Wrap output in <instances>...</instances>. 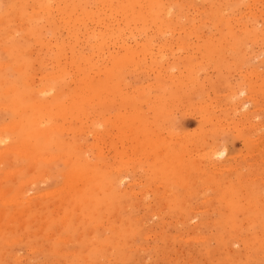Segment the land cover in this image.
Returning <instances> with one entry per match:
<instances>
[{
  "label": "rangeland",
  "instance_id": "1",
  "mask_svg": "<svg viewBox=\"0 0 264 264\" xmlns=\"http://www.w3.org/2000/svg\"><path fill=\"white\" fill-rule=\"evenodd\" d=\"M120 1L0 0V264H264V0Z\"/></svg>",
  "mask_w": 264,
  "mask_h": 264
},
{
  "label": "bare ground",
  "instance_id": "2",
  "mask_svg": "<svg viewBox=\"0 0 264 264\" xmlns=\"http://www.w3.org/2000/svg\"><path fill=\"white\" fill-rule=\"evenodd\" d=\"M110 1H111V0H110ZM115 1H116V0H115ZM119 1H120V0H119ZM122 1H125V0H122ZM134 1H135V0H134ZM144 1H145V0H144ZM171 1H172V0H171ZM181 1H182V0H181ZM221 1H222V0H221ZM258 1H259V0H258ZM258 1H257V2H258ZM261 1H262V0H261ZM167 2H168V0H167ZM212 2H213V0H212ZM230 2H231V1H230ZM116 3H117V2H116ZM123 3H124V2H123ZM131 3H132V2H131ZM141 3H142V2H141ZM170 3H171V2H170ZM209 3H210V1H209ZM209 3H208V4H209ZM214 3H215V2H214ZM223 3H224V1H223ZM227 3H229V2H227ZM86 4H87V3H86ZM114 4H115V3H114ZM114 4H113V5H114ZM120 4H121V1H120ZM135 4H136V3H135ZM142 4H143V3H142ZM263 4H264V3H263ZM25 5H26V4H25ZM136 5H137V4H136ZM171 5H172V3H171ZM32 6H33V5H32ZM101 6H102V5H101ZM110 6L112 7L111 4L109 5V7H110ZM133 6H134V4H133ZM167 6H168V5H167ZM167 6H166V10H167ZM172 6H173V5H172ZM224 6H226V5H223V7H224ZM111 7H110V8H111ZM138 7H139V6H138ZM148 7H149V6H148ZM152 7H154V6H152ZM212 7H213V5H212ZM43 8H44V7H43ZM112 8H113V7H112ZM118 8H119V5H118ZM123 8H126V7L123 6ZM123 8H122V9H123ZM139 8H140V7H139ZM142 8H143V7L141 6V9H142ZM226 8H227V7H226ZM44 9H45V8H44ZM171 9H172V8H171ZM205 9H206V8H205ZM205 9H204V10H205ZM210 9H211V8H210ZM210 9H209V10H210ZM217 9H218V8H217ZM224 9H225V8H224ZM229 9H230V8H229ZM33 10H34V8H33ZM36 10H37V9H36ZM168 10H169V9H168ZM172 10H173V9H172ZM172 10H171V11H172ZM211 10H212V9H211ZM38 11H39V10H38ZM82 11H83V10H82ZM95 11H96V10H95ZM118 11H119V9H118ZM128 11H129V9H128ZM144 11H145V10L143 9V12H144ZM218 11H219V10H218ZM104 12H105V11H104ZM119 12H120V11H119ZM124 12H125V11H124ZM124 12H123V13H124ZM167 12H168V11L165 12L166 15H167ZM215 12H216V10H215ZM215 12H214V14H215ZM226 12H227V11H226ZM260 12H261V11H260ZM38 13H39V12H38ZM123 13H121V14H123ZM161 13H162V12H161ZM161 13H160V15H161ZM169 13H170V12H169ZM169 13H168V14H169ZM205 13H206V12H205ZM216 13H217V12H216ZM221 13H222V12H221ZM18 14H19V13H18ZM102 14H103V13H102ZM132 14H134V12H132ZM132 14H131V17H132ZM165 14H163V15H165ZM178 14H180V13H178ZM209 14H210V13H209ZM260 14H261V13H260ZM16 15H17V14H16ZM32 15H33V14H32ZM72 15H73V14H72ZM148 15H149V14H148ZM148 15L146 14V16H148ZM160 15H159V16H160ZM227 15H228V14H227ZM67 16H68V15H67ZM117 16H118V15H117ZM152 16H155V15L153 14ZM180 16H181V15H180ZM184 16H185V15H184ZM199 16H200V15H199ZM14 17H15V16H14ZM71 17L73 18V16H69L70 19H69L68 17H67V18H68L69 20H71ZM87 17H88V16H87ZM139 17H140V15H139ZM167 17H168V16H167ZM181 17H183V16H181ZM32 18H33V17H32ZM36 18H37V17H36ZM94 18H95V17H94ZM119 18H120V17H119ZM129 18H130V17H129ZM134 18H135V17H134ZM158 18H161V17H158ZM222 18H223V17H222ZM222 18H221V19H222ZM225 18H226V17H225ZM225 18H224V19H225ZM230 18H231V17H230ZM14 19H16V18H14ZM77 19H78V17H77ZM106 19H107V18H106ZM138 19H139V18H138ZM150 19H151V18H150ZM155 19H156V18H155ZM162 19H163V18H162ZM164 19L166 20L165 17H164ZM169 19H170V18H169ZM183 19H184V18H183ZM183 19H181V21H180V20H179V21L182 22ZM221 19H220V20H221ZM224 19H223V20H224ZM42 20H43V19H42ZM104 20H105V19H104ZM123 20H124V18H123ZM127 20H128V19H127ZM147 20H149V19H147ZM165 20H160V21H165ZM172 20H173V19H172ZM186 20H187V19H186ZM190 20H191V19H190ZM225 20H226V19H225ZM227 20H228V19H227ZM18 21H19V20H18ZM71 21H72V20H71ZM109 21H110V20H109ZM135 21L139 22V20H135ZM156 21H157V20H156ZM156 21H155V23H156ZM179 21H178V22H179ZM201 21H202V19H201ZM221 21H222V20H221ZM62 22H63V21H62ZM65 22H66V21H65ZM76 22H77V20H76ZM103 22H104V21H103ZM110 22H111V21H110ZM157 22H158V21H157ZM175 22H176V21H175ZM180 22H179V23H180ZM183 22H184V21H183ZM183 22H182V23H183ZM187 22H189V21H187ZM187 22H186V23H187ZM244 22H245V21H244ZM32 23H33V22H32ZM69 23H70V21H69ZM74 23H75V21H74ZM147 23H148V22H147ZM152 23L154 24V22H152ZM152 23H151V24H152ZM182 23H180V24H182ZM242 23H243V22H242ZM2 24H3V23H2ZM25 24H28V23H25ZM62 24H63V23H62ZM100 24H101V23H100ZM111 24H112V23H111ZM119 24H120V22H119ZM134 24H135V23H134ZM169 24H170V26H171L172 23L170 22ZM199 24H200V22H199ZM42 25H43V24H42ZM72 25H73V23H72ZM112 25H113V24H112ZM159 25H160V24H159ZM173 25H174V24H172V26H173ZM21 26H22V25H21ZM81 26H82V25H81ZM133 26H134V25H133ZM168 26H169V25H168ZM172 26H171V29H173V28L175 27V25L173 26V28H172ZM194 26H195V25H194ZM243 26H244V25H243ZM17 27H18V26H17ZM26 27H27V26H25L24 28H26ZM131 27H132V26H131ZM134 27H135V26H134ZM230 27H231V26H230ZM233 27H234V25H233ZM53 28H54V27H53ZM73 28H74V27H73ZM157 28H159V29L161 30V28H160L159 26H157ZM162 28H164V27H162ZM180 28L182 29V27H179V29H180ZM227 28H228V27H227ZM21 29H22V28H21ZM79 29H80V28H79ZM133 29H135V28H133ZM154 29H155V28H154ZM167 29H168V27H167ZM167 29H166V33H167V31H170V30H167ZM191 29H193V28H191ZM225 29H226V27H225ZM225 29H223V30H225ZM231 29H232V28H231ZM22 30H23V29H22ZM136 30L138 31L139 29H136ZM160 30H159L158 32H160ZM163 30H165V29H163ZM163 30H162V31H163ZM226 30H227V29H226ZM228 30H229V29H228ZM228 30H227V31H228ZM238 30H240V29H238ZM244 30H245V29H244ZM44 31H45V30H44ZM72 31H73V29H72ZM72 31H71V32H72ZM88 31H89V30H88ZM144 31H145V30H144ZM154 31H155V30H154ZM221 31H222V30H221ZM229 31H232V30H229ZM50 32H51V30H50ZM134 32L136 33V31H134ZM141 32H142V31H141ZM141 32H140V33H141ZM145 32H146V31H145ZM145 32H144V33H145ZM11 33H12V32H11ZM11 33H9V34H11ZM41 33H42V32H41ZM87 33H88V32H87ZM104 33H105V32H104ZM120 33H122V32H120ZM123 33H126V32H123ZM144 33H143V34H144ZM166 33H165V34H166ZM197 33H198V32H197ZM222 33H224V32H222ZM227 33H228V32H227ZM231 33H232V32H231ZM237 33H238V31H237ZM248 33L250 34V32H248ZM258 33H259V31H258ZM7 34H8V33H7ZM31 34H32V33H31ZM48 34H49V33H48ZM127 34H128V33H127ZM137 34H138V33H137ZM156 34H158V33L156 32ZM228 34H230V33H228ZM232 34H234V30H233V33H232ZM241 34H242V33H241ZM244 34H245V33H244ZM159 35H160V34H159ZM238 35L240 36V34H238ZM247 35H248V34H247ZM253 35H254V33H253ZM259 35H260V34H259ZM84 36H85V35H84ZM98 36H99V35H98ZM98 36H97V37H98ZM235 36H236V34H234L233 37L235 38ZM244 36H245V35H244ZM251 36H252V35H251ZM257 36H258V35H257ZM48 37H49V36H48ZM90 37H92V35L89 36V38H90ZM117 37H118V36H117ZM126 37H127V36H126ZM129 37H130V36H129ZM241 37H242V39H243V36H241ZM39 38H40V37H39ZM87 38H88V37H87ZM48 39H49V38H48ZM48 39H47V40H48ZM90 39H91V38H90ZM98 39H99V38H98ZM235 39H236V38H235ZM240 39H241V38H240ZM34 40H35V39H34ZM39 40H41V38H40ZM105 40H107V39H105ZM243 40H244V39H243ZM36 41H37V40H36ZM41 41H42V40H41ZM41 41H40L39 43H41ZM45 41H46V40H45ZM55 41H56V40H55ZM91 41H92V39H91ZM72 42H73V41H72ZM83 42H84V41H83ZM87 42H88V41H87ZM37 43H38V41H37ZM43 43H44V42H43ZM45 43L47 44V42H45ZM45 43H44V44H45ZM59 43H60V42H59ZM67 43H70V42H67ZM51 44H52V42H51ZM94 44H96V43H94ZM100 44H101L102 46L105 45V43H104V45H103L102 43H100ZM71 45H73V48H75V47H74L75 44H71ZM90 45H91V44H90ZM97 45H99V43H97ZM97 45H95V46H97ZM101 45H100V46H101ZM126 45H127V44H126ZM63 46H64V45H63ZM63 46H62V47H63ZM118 46H119V45H118ZM62 47H61V48H62ZM124 47H128V46H124ZM59 49H60V48H59ZM101 49H102V48H101ZM211 49H212V48H211ZM30 50H31V49H30ZM129 50H130V49H129ZM2 51H3V50H2ZM101 51H103V50H101ZM150 51H151V50H150ZM20 52H22V51H20ZM125 52H126V51H125ZM207 52H208V51H207ZM31 53H32V52H31ZM77 53H78V52H77ZM29 54H30V53H29ZM66 54H67V53H66ZM79 54L84 55V54H82V53H80V52H79ZM92 54H93V55H94V54L96 55V52H95V53H92ZM92 54H91V55H92ZM98 54H99V53H98ZM131 54H132V53H130V55H131ZM74 55H75V54H74ZM81 55H80V56H81ZM85 55H87V53H86ZM130 55H129V56H130ZM65 56H66V55H65ZM71 56H72V55H71ZM75 56H76V55H75ZM77 56H78V55H77ZM97 56H98V55H97ZM112 56H113V55H112ZM133 56H134V55H133ZM30 57H31V56H30ZM35 57H37V56H35ZM35 57H34V58H35ZM78 57H79V56H78ZM82 57H83V56H82ZM90 57H91V56H90ZM104 57H105V56H104ZM130 57H132V56H130ZM31 58H33V57H31ZM42 58H43V57H42ZM70 58H71V57H70ZM79 58L81 59V57H79ZM91 58H92V57H91ZM91 58H90V59H91ZM93 58H94V57H93ZM75 59H78V58H75ZM80 59H79V60H80ZM69 60H70V59H69ZM85 60H86V59H85ZM42 61H43V59H42ZM55 61H56V60H55ZM71 61H72V60H71ZM87 61H88V60H87ZM95 61L98 63V61L96 60V58H95ZM103 61H104V60H103ZM35 62H36V61H35ZM59 62H60V60H59ZM63 62H64V60H63ZM63 62H62V63H63ZM67 62H68V61H67ZM78 62H79V61H78ZM80 62H81V61H80ZM84 62H85V61L83 60V61H82V64H83ZM99 62H100V59H99ZM42 63H43V62H42ZM69 63H71V62H68V64H69ZM73 63H74V62H73ZM88 63H89V62H88ZM88 63H86V64H87V66H88V68H89V67H91V66L88 65ZM77 64H78V63H77ZM80 64H81V63H80ZM89 64H90V63H89ZM94 64H95V63H94ZM102 64H103V63H102ZM109 64H110V63H109ZM39 65H41V64H39ZM62 65H63V64H62ZM83 65H84V64H83ZM98 65H99V64H98ZM110 65H111V64H110ZM119 65H121V64H119ZM43 66H45L44 63H43ZM49 66H50V65H49ZM68 66H69V65H68ZM68 66H67V67H68ZM70 66H71V65H70ZM73 66L76 67V65H73ZM34 67H35V66H34ZM51 67H52V66H51ZM71 67H72V66H71ZM75 67H74V68H75ZM77 67H78V66H77ZM119 67H121V66H119ZM119 67H118V69H120ZM69 68H70V67H69ZM86 68H87V67H86ZM86 68H85V69H86ZM33 69H34V68H33ZM38 69H39V68H38ZM38 69H37V70H38ZM66 69H67V68H66ZM83 69H84V68H83ZM114 69H115V68H114ZM116 69H117V67H116ZM122 69H123V68H122ZM133 69H134V68H133ZM35 70H36V69H35ZM63 70H65V69H63ZM67 70H68V69H67ZM71 70H72V69H71ZM75 70L78 71V68H75ZM88 70H90V69H88ZM88 70H87V71H88ZM54 71H56V70H54ZM54 71H53V72H54ZM65 71H66V70H65ZM68 71H69V70H68ZM105 71H106V70H105ZM127 71H128V70H127ZM35 72H36V71H34V73H35ZM38 72H39V71H38ZM49 72H50V71H48L47 73L50 75L51 72H50V73H49ZM62 72H63V71H62ZM72 72H73V71H72ZM80 72H81V71H80ZM97 72H98V71H97ZM97 72H96V73H93V74H94V75H98V73L100 74V72H98V73H97ZM42 73H43V72H42ZM42 73H41V75H43ZM56 73H57V72H56ZM56 73H55V74H56ZM60 73H61V71L59 72V75H60ZM64 73L67 74V77H68V75L71 76V75L74 74V73L72 74V73H69V72L67 73V71L64 72ZM64 73H63V74H64ZM91 73H92V72H91ZM101 73H102V71H101ZM53 74H54V73H52L51 76H52ZM76 74H77V73H76ZM102 74L104 75V73H102ZM102 74H101V75H102ZM45 75H46V74H45ZM49 75H46V76L48 77ZM59 75H58V77H59ZM61 75H62V73H61ZM77 75H78V77H79V73H78ZM94 75H93V76H94ZM55 76H57V75H54V77H55ZM62 76H63V75H62ZM80 76H82V75H80ZM58 77H57V78L55 77L56 80L53 79V81H54L53 84H55V81H57ZM63 77H64V76H63ZM75 77H76V75H75ZM75 77H73V78H75ZM78 77H77V78H78ZM94 77H95V76H94ZM100 77H101V76H100ZM105 77H106V74H105ZM43 78H44V77H43ZM59 78H60V77H59ZM71 78H72V77H71ZM88 78H89V77H88ZM113 78H114V77H113ZM37 79H38V78H37ZM51 79H52V78H51ZM69 79H70V78H69ZM86 79H87V78H86ZM101 79H102V78H101ZM38 80H39V79H38ZM70 80H72V79H70ZM94 80H96V79H94ZM97 80H98V79H97ZM97 80H96V81H97ZM45 81H46V80H45ZM45 81H44V84H45V87L47 88V89H46V88H45V89L47 90L46 92L49 94V92H50V91L52 92V90L55 89V88H54V86H52L53 89H51V86L49 85V84H51V83H49L50 79L47 80L49 84H46ZM58 81H59V80H58ZM29 82H30V81H29ZM31 82H32V81H31ZM70 82H71V81H70ZM76 82L79 83L78 79H77ZM81 82H82V81H81ZM81 82H80V83H81ZM92 82H93V81H92ZM102 82H103V81H102ZM82 83H83V82H82ZM30 85H31V83H30ZM33 85H35V84H33ZM46 85H47V86H46ZM48 85H49V87H48ZM116 85L118 86V83H117ZM41 86L43 87V85H41ZM41 86H40V88H41ZM56 86H57V85H56ZM58 87H59V86H57V88H58ZM83 87H84V86H83ZM89 87H90V86H89ZM93 88H94V86H93ZM7 89H9V88H7ZM36 89H38V88H36ZM36 89H34V90L31 89V90H29V91H33V92H34ZM42 89H43V88H42ZM42 89H41L40 92L43 91ZM48 89H49V90L51 89V90L49 91ZM39 90H40V89H39ZM85 90H86V89H85ZM10 91H11V90H10ZM36 91H37V90H36ZM48 91H49V92H48ZM149 91H150V90H149ZM35 93H36V96H37V92H35ZM86 93H88V91H87ZM108 93H109V91H108ZM232 93H233V92H232ZM102 94H104V93L102 92ZM102 94L99 93L100 96H101ZM109 94H110V93H109ZM145 94H146V93H145ZM58 95H59V94H58ZM99 95H98V97H99ZM10 96H11V95H10ZM31 96L33 97V95H31ZM38 96H39V95H38ZM41 96H42V95H41ZM59 96H60V95H59ZM59 96H58V99H59ZM103 96H104V95H102V97H103ZM74 97H75V96H74ZM74 97H72V98H74ZM86 97H87V95H86ZM96 97H97V95H96ZM102 97H101V98H102ZM9 98H10V97H9ZM9 98H8V99H9ZM35 98H37V97H35ZM93 98H94V97H93ZM93 98H91V99H93ZM101 98H100V100H101ZM78 99H79V97H78ZM40 100H41V98H40ZM73 100H75V99H73ZM98 100H99V99H98ZM134 100H135V102H136V99H134ZM144 100H145V99H144ZM146 100H147V99H146ZM90 101H91V100H90ZM93 101H94V100H93ZM96 101H97V100H96ZM132 101H133V100H132ZM40 102H42V101H40ZM44 102H45V100H44ZM46 102H47V101H46ZM46 102H45V103H46ZM60 102H61V101H60ZM98 102L100 103V101H98ZM141 102H142V101H141ZM146 102H147V101H146ZM1 103L3 104V102H1ZM1 103H0V104H1ZM10 103H11V102H10ZM10 103H8V104H10ZM37 103H38V102H36V105H37ZM42 103H43V102H42ZM58 103H59V102H58ZM144 103H145V102H144ZM149 103H150V102H149ZM33 104H34V103H33ZM47 104H48V103H47ZM61 104H62V103H61ZM3 105H4V104H3ZM20 105H21V104H20ZM41 105H42V104H41ZM62 105H63V104H62ZM71 105H72V104H71ZM87 105H88V104H87ZM95 105H96V104H95ZM148 105H151V104H148ZM148 105L145 106L146 109L150 108ZM15 106H16V104H13V107H15ZM37 106H38V105H37ZM45 106H46V105H45ZM47 106H49V105H47ZM90 106H91V107H90V110H91L92 105L90 104ZM93 106H94V105H93ZM13 107H12V109H13ZM67 107H69V106H67ZM147 107H148V108H147ZM10 108H11V107H10ZM55 108H56V107H55ZM139 108H140V107H139ZM1 109H2V108H1ZM12 109H10V110H12ZM14 109H16V108H14ZM20 109H21V108H20ZM22 109L24 110L25 108L23 107ZM10 110H9V111H10ZM16 110L19 111L18 108H17ZM88 110H89V109H88ZM88 110H86V113H88V112H87ZM135 110H136V109H135ZM140 110H141V109H140ZM140 110H139V111H140ZM4 111H5V110H4ZM6 111H8V110H6ZM21 111H22V110H21ZM24 111H25V110H24ZM29 111H30V110H29ZM81 111H83V110H81ZM81 111H80V113H81ZM131 111H132V110H131ZM139 111H138V113H139ZM150 111H151V108H150ZM0 112H1V111H0ZM14 112H15V110H14ZM25 112H26V114H27V110H26ZM92 112H94V111H92ZM136 112H137V111H136ZM16 113H17V112H16ZM20 113H21V112H20ZM86 113L84 112V116H86V115H85ZM139 114H140V113H139ZM18 115H19V114H18ZM33 115H34V113H33ZM53 115H54V113H53ZM57 115H58V114H57ZM81 115H83V114H80V116H81ZM89 115H90V114H89ZM89 115H88V116H89ZM91 115H92V114H91ZM93 115H94V114H93ZM100 115H102V114H100ZM140 115H141V114H140ZM96 116H97V115H96ZM42 117H43V116H42ZM42 117H41V118H42ZM45 117H46V116H45ZM51 117H52V116H51ZM86 117H87V116H86ZM100 117H101V116H100ZM108 117H109V116H108ZM48 118H49V117H48ZM48 118H47V119H48ZM92 118H93V117H92ZM98 118H99V117H98ZM36 119L38 120V118H36ZM36 119H35V120H36ZM39 119H40V117H39ZM45 119H46V118H45ZM73 119H74V118H73ZM83 119H84V118H83ZM101 119H102V118H101ZM120 119H121V118L119 117V120H120ZM40 120H41V119H40ZM53 120H54V119H53ZM74 120H75V119H74ZM76 120H77V119H76ZM93 120L95 121V119H93ZM112 120H113V119H112ZM119 120L116 122V124H118V122H120ZM44 121H45V120L42 119V122H44ZM96 121H97L98 124L95 123V125H94L95 127H96V126H99L100 124L103 123V122H99V119L96 120ZM24 122H25V120H24ZM34 122H35V121H34ZM38 122H40V121H38ZM42 122H40V123H42ZM47 122H49V120H48ZM130 122H131V121H130ZM132 122H136V121H132ZM153 122H154V121H153ZM82 123H83V122H82ZM84 123H85V122H84ZM128 123H129V121H128ZM150 123H151V122H150ZM150 123H148V124L150 125ZM67 124H68V123H67ZM86 124H87V123H86ZM146 124H147V123H146ZM148 124H147L146 126H148ZM151 124H153V123H151ZM54 125H55V124H54ZM126 125H127V124H126ZM139 125H140V124H139ZM144 125H145V124H144ZM153 125H154V124H153ZM37 126H38V125H37ZM59 126H60V125H59ZM59 126H58V127H59ZM84 126H86V125H84ZM84 126H82L83 129H84ZM92 126H93V125H92ZM140 126H141V125H140ZM7 127L9 128V123H8V125L6 126V128H7ZM53 127H54V126H53ZM56 127H57V126H55V128H56ZM99 127H100V126H99ZM0 128H2V126H1ZM15 128H16V127H15ZM44 128H46V127H43V129H44ZM47 128H48V127H47ZM63 128H64V127H63ZM78 128L80 129L81 127H78ZM100 128H101V127H100ZM100 128H98V130H100ZM131 128H132V127H131ZM131 128H129V129L131 130ZM137 128H139V127H137ZM38 129H39V128H38ZM38 129H37V131H38ZM48 129L50 130V128H48ZM56 129H57V128H56ZM92 129H93V128H92ZM129 129H127V133H128V131H130ZM39 130H40V129H39ZM49 130H48V131H49ZM146 130H147V129H146ZM52 131H53V130H52ZM54 131H55V130H54ZM54 131H53V132H54ZM64 131H65V130H64ZM95 131H96V130H95ZM120 131H122V130H120ZM34 132H35V131H34ZM99 132H100V131H99ZM99 132H98V133H99ZM136 132L138 133V137H139V133H141V132H138V131H136ZM147 132H148V130H147ZM212 132H213V131H212ZM215 132H216V131H215ZM31 133H32V132H31ZM35 133H36V132H35ZM49 133H50V132H49ZM89 133H90V132H89ZM103 133H104V132H103ZM122 133H123V132H122ZM131 133H132V130L129 132V137L131 136V135H130ZM32 134H33V133H32ZM45 135H46V132H45ZM47 135H48V133H47ZM141 135H142V134H141ZM144 135H145V134H144ZM150 135H151V134H150ZM5 136H6V135H5ZM51 136H52V135H51ZM133 136H135V134H134ZM96 137L98 138V136H96ZM148 137H149V136H148ZM5 138H8V137H5ZM47 138H49V137L47 136ZM97 138H96V139H97ZM155 138H156V137H155ZM80 139H81V138H80ZM144 139H145V138H144ZM144 139H142V140H140V141H143ZM149 139H150V137H149ZM50 140H51V139H50ZM132 140H133V139H132ZM132 140H131V141H132ZM134 140H135V138H134ZM134 140H133V142H135ZM138 140H139V138H138ZM146 140H147V142H148V139H147V138H146ZM131 141H130V142H131ZM140 141H139V142H140ZM85 142H86V141H85ZM183 142H184V141H183ZM137 143H138V142H137ZM144 143H145V141H144ZM151 143H152V142H151ZM155 143H156V142H155ZM2 144H3V143H2ZM190 144H191V143H190ZM17 145H18V144H17ZM23 145H24V143H23ZM55 145H56V144H55ZM11 146H13V145H11ZM19 146H20V145H19ZM75 146H77V145H75ZM99 146H101V145H99ZM142 146H143V145H142ZM184 146H185V148H186V144H185ZM15 147H17V146H15ZM45 147H46V146H45ZM146 147H147V146H146ZM8 148L11 149L9 146H8ZM23 148L25 149L26 147L23 146ZM23 148H22V149H23ZM99 148H100V147H99ZM134 148H135V146H134ZM141 148H142V147H140V149H141ZM148 148H150V146H149ZM4 149H5V148H4ZM19 149H20V148H19ZM24 149H23V151H24ZM26 149H27V148H26ZM79 149H80V148H79ZM106 149H107V148H106ZM120 149H121V148H120ZM169 149H170V148H169ZM187 149H189V148H186V150H187ZM5 150H7V148H6ZM11 150H13V149H11ZM11 150H10V151H11ZM27 150H28V149H27ZM31 150H32V149H31ZM31 150H28V151H30V153H31ZM13 151H14V150H13ZM28 151H27V152H28ZM136 151H138V149H137ZM175 151H176V150H174V152H175ZM3 152H4V151H3ZM17 152H18V151H17ZM168 152H169V151H168ZM172 152H173V151H172ZM190 152H191V151H190ZM13 153H14V152H13ZM23 153H24V152H23ZM46 153H47V152H46ZM46 153L43 152L42 155H46ZM25 154L27 155V153H25ZM28 154H29V153H28ZM162 154H164V153H162ZM8 155H9V154H8ZM83 155H84V154H83ZM86 155H87V154H86ZM86 155H85V156H86ZM101 155H102V153H101ZM158 155H159V153H158ZM165 155H167V157H170V152H169V156H168L167 152H166ZM176 155H177V154H176V152H175V158H176L179 154H178L177 156H176ZM28 156H29V155H27V157H28ZM48 156H49V155H48ZM52 156H53V155H52ZM56 156H57V155H56ZM61 156H62V155H61ZM61 156H60V157H61ZM7 157H8V156H7ZM33 157H35V156H33ZM33 157H32V158H33ZM39 157H40V156H39ZM49 157H50V156H49ZM136 157H137V156H136ZM173 157H174V156H173ZM173 157H172V159H173ZM8 158H9V157H8ZM47 158H48V157H47ZM58 158H59V157H58ZM138 158H139V157H138ZM56 159H57V158H56ZM89 159H90V158H89ZM126 159H127V158H126ZM162 159H163V158H162ZM177 159H178V157H177ZM34 160H35V159H34ZM30 161H32V159H31ZM30 161H29V162H30ZM76 161H77V160H76ZM80 161H82V160H80ZM175 161H176V160H175ZM175 161H174V162H175ZM160 162H161V159H160ZM32 163H33V162H32ZM32 163H31V164H32ZM34 163H35V162H34ZM94 163L97 164L98 162H94ZM103 163H104V162H103ZM28 165H29V164H28ZM128 165H129V164H128ZM155 165H157L156 162H155ZM69 166H70V165H69ZM92 166H93V165H92ZM119 166H120V165H119ZM158 166H159V165H158ZM100 167H101V166H100ZM125 167H126V166H125ZM29 168H30V167H29ZM10 169H11V168H10ZM13 171H14V170H13ZM15 171H16V170H15ZM98 171H99V170H98ZM98 171H97V172H98ZM4 172H5V171H4ZM6 172H7V171H6ZM69 172H71V171H69ZM88 172H89V171H88ZM10 173H11V172H10ZM34 173H35V172H34ZM41 173H42V172H41ZM91 173H92V172H91ZM7 174H8V173H7ZM30 174H31V173H30ZM38 174H39V173H38ZM97 174H98V173H97ZM36 175H37V174H36ZM44 175H45V174H44ZM72 175H73V174H72ZM91 175H92V174H91ZM93 175H94V174H93ZM11 176H13V175H11ZM34 176H35V175H34ZM37 176H38V175H37ZM69 176H71V175H69ZM94 176H95V175H94ZM6 177H7V176H6ZM13 177H14V176H13ZM32 177H33V176H32ZM117 177H118V176H117ZM35 178H36V177H35ZM39 178H40V176H39ZM42 178H43V177H42ZM96 178H97V177H96ZM102 178H103V177H101V179H102ZM119 178H120V177H119ZM27 179H28V178H27ZM29 179H30V178H29ZM33 179H34V178H33ZM77 179H79V178H77ZM90 179H91V178H90ZM90 179H89V180H90ZM98 179H99V177H98ZM101 179H100V180H101ZM3 180H4V179H3ZM81 180H83V179H81ZM87 180H88V179H87ZM87 180H86V181H87ZM94 180H95V179H94ZM70 181H71V180H70ZM72 181H73V179H72ZM77 181H78V180H77ZM97 181H99V180H97ZM101 181H102V180H101ZM80 182H81V183H80ZM80 182H79V183L82 184V181H80ZM99 182H100V181H99ZM121 182H122V181H121ZM30 183H31V182H30ZM79 183H77V184H79ZM87 183H88V182H87ZM77 184H75V185H77ZM96 184H97V183H96ZM18 186H19V185H18ZM65 186H66V184H65ZM68 186H69V185H68ZM81 186H82V185H81ZM83 186H84V185H83ZM118 186H119V185H118ZM66 187H67V186H66ZM66 187H65V188H66ZM69 187H70V186H69ZM78 187H80V186H78ZM95 187H96V186H95ZM9 188H10V187H9ZM16 188H17V187H16ZM20 188H21V186H20ZM129 188H130V187H129ZM7 189H8V188H7ZM90 189H91V188H90ZM4 190H5V189H4ZM15 190H16V189H15ZM15 190H14V191H15ZM68 190H69V188H68ZM6 191H7V190H5V192H6ZM60 191H61V190H60ZM65 191H66V189H65ZM65 191H64V192H65ZM5 192H3L2 194H4ZM20 192H21V191H20ZM61 192H62V191H61ZM76 192H77V191H76ZM78 192H79V190H78ZM80 192H81V191H80ZM87 192H88V191H87ZM89 192H90V190H89ZM14 193H16V191H15ZM14 193H13V195H14ZM48 193H49V192H48ZM68 193H69V192H68ZM71 193H72V192H71ZM82 193H83V192H82ZM84 193H85V194H88V193H86V192H84ZM46 194H47V193H46ZM69 194H70V193H69ZM89 195H90V194H89ZM218 195H219V194H218ZM227 195H229V194H227ZM0 196H2V195H0ZM24 196H25V195H24ZM26 196H27V195H26ZM46 196H47V195H46ZM163 196H164V195H163ZM9 197H10V196H9ZM14 197H17V195L15 194ZM28 197H29V196H28ZM47 197H48V196H47ZM227 197H228V196H227ZM227 197H225V198H227ZM248 197H249V196H248ZM12 198H13V196H12ZM17 198H18V197H17ZM22 198H24V197H22ZM25 198H26V197H25ZM166 198H168V197H166ZM171 198H172V197H171ZM232 198H233V197H232ZM232 198H231V199H232ZM250 198H252V197H250ZM20 199H21V198H20ZM5 200H6V199H5ZM5 200H4V201H5ZM7 200H8V199H7ZM9 200H10V199H9ZM9 200H8V201H9ZM11 200H12V199H11ZM13 200H14V198H13ZM23 200H24V199H23ZM159 200H160V199H159ZM220 200H221V199H220ZM225 200H226V199H225ZM260 200H261V199H260ZM2 201H3V200H2ZM20 201H22V200H20ZM27 201H28V200H27ZM62 201H63V200H62ZM173 201H174V200H173ZM8 203H9V202H8ZM17 203H18V202H17ZM29 203H30V202H29ZM223 203H224V202H223ZM12 204H13V203H12ZM63 204H64V203H63ZM63 204H62V205H63ZM55 205H56V204H55ZM225 205H226V204H225ZM228 205H229V204H228ZM77 208H78V207H77ZM225 209H226V208H225ZM233 209H234V208H233ZM14 210H15V209H14ZM75 210H76V209H75ZM228 210H229V209H228ZM1 211H2V210H1ZM20 211H22V210L20 209L19 212H20ZM25 211H26V210H25ZM27 211H28V210H27ZM152 211H153V210H152ZM225 211H226V210H225ZM232 211H233V210H232ZM2 212H4V211H2ZM2 212H1V214H2ZM14 212H15V211H13V213H14ZM19 212H17V213H19ZM23 212H24V211H23ZM187 212H188V211H187ZM230 212H231V211H230ZM52 213H53V212H52ZM52 213H51V214H52ZM157 213H159V212H157ZM1 214H0V215H1ZM19 214H20V213H19ZM19 214H18V216H19L18 218L21 219L22 216H23V215H22L23 213L21 214L22 216L19 215ZM153 214L155 215V213H153ZM16 215H17V214H16ZM16 215H14V216L16 217ZM1 216L3 217L4 215L2 214ZM1 216H0V220L2 219ZM24 217H25V215H24ZM24 217H23V218H24ZM76 217H77V216H76ZM12 218H13V217H12ZM5 220H6V219H5ZM10 220H11V218L9 219V222L7 221V222H8V226L10 225L9 223L12 221V220H11V221H10ZM13 221H14V220H13ZM24 221H25V220H24ZM16 222H17V221H16ZM3 223H5V222H3ZM3 223H2V225H3ZM25 223H26V222H25ZM147 223H148V222H147ZM104 224H105V223H104ZM2 225H0V227H2ZM8 226H7V227H8ZM40 226H41V225H40ZM55 227H56V226H55ZM114 227H115V226H114ZM114 227H113V228H114ZM56 228H57V227H56ZM56 228H55V229H56ZM195 229H196V228H195ZM0 230H1V228H0ZM92 230H93V229H92ZM58 231H59V230H58ZM25 233H27V232H25ZM35 233H36V232H35ZM79 234H80V233H79ZM262 234H263V233H262ZM50 236H51V235H50ZM47 237H48V236H47ZM2 241H4V240H2ZM66 241H67V240H66ZM53 251H54V250H53ZM56 251H57V249H56ZM56 251H55V253H56ZM57 252H58V251H57ZM73 253H74V252H73ZM57 254H58V253H57Z\"/></svg>",
  "mask_w": 264,
  "mask_h": 264
}]
</instances>
